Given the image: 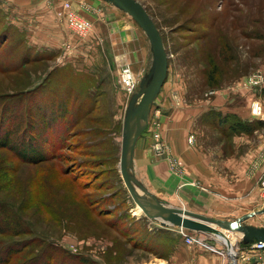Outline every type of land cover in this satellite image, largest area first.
Here are the masks:
<instances>
[{"label":"rangeland","instance_id":"rangeland-1","mask_svg":"<svg viewBox=\"0 0 264 264\" xmlns=\"http://www.w3.org/2000/svg\"><path fill=\"white\" fill-rule=\"evenodd\" d=\"M66 1L80 18L92 23L88 32L78 33L67 27L59 14ZM137 1L160 30L169 57L167 79L149 111L148 126L153 134L157 130L155 120L161 123L159 149L153 140L151 151L161 156L168 146L170 157H177L162 137L164 107L160 103L164 104V97L190 109L188 141L213 162L214 148L222 146L226 153L236 151L233 137L247 136L249 141L258 142L262 137L257 134L262 132L264 136V83L242 87L245 79L264 70V0ZM80 5L78 12L70 0H0V118H8L4 123L7 128L15 130L16 125L13 140L19 145L24 137L22 148H28V140L35 139V144L38 140L30 157L42 155L41 147H46L42 136L57 146L65 142L64 148L55 149L56 160L40 164L24 163L9 149H0V202L12 205L17 218L30 230L17 237L11 230L16 226L11 225L9 233H0V251L16 242H28L8 264H22L44 251L50 253L55 246L74 256L87 257L86 264H92L91 260L96 264L158 263L161 260L156 258L167 255L162 234L169 235L171 242V234L173 238L176 233L182 235L167 229L161 219L145 214L120 173L125 119L133 94L150 79L154 66L152 43L133 16L113 2L89 0ZM65 39L68 46H62ZM124 68L132 74V90L123 85ZM242 92L250 98L253 116L246 122L259 123L252 133L217 122L210 109L197 115L199 105L205 101ZM54 98L69 104L64 118L57 112L53 114L55 109L48 100ZM158 98L160 103L156 104ZM257 104L262 106L260 115L253 112ZM157 109H161L159 117ZM64 119L66 124L62 123ZM230 120L240 122L235 117ZM249 146L255 144H240L239 151ZM179 160L184 168V161ZM168 166L171 172L169 160ZM255 167L251 166L248 173L252 174ZM221 173L231 176L226 169ZM263 180L264 175L251 189L257 188V193L250 196L248 191L235 198H242L234 203L240 205L235 217L264 207ZM194 183L203 186L199 181ZM137 189L145 194L140 186ZM260 190L263 202L260 195L257 200ZM109 210L113 211L107 214ZM263 214H255L242 224L258 226L263 223ZM118 215H123L125 222L112 225L108 218L114 221ZM129 223L138 227L139 234L153 248L133 246L120 231ZM227 234L237 261L246 264L239 260L237 248L253 250L254 241L247 240L240 231L229 229ZM59 261L60 255L51 264Z\"/></svg>","mask_w":264,"mask_h":264},{"label":"crops","instance_id":"crops-1","mask_svg":"<svg viewBox=\"0 0 264 264\" xmlns=\"http://www.w3.org/2000/svg\"><path fill=\"white\" fill-rule=\"evenodd\" d=\"M70 1L78 12L81 8L80 4L89 2V0ZM68 44L70 43L66 42L65 39L62 46H68ZM60 53L64 52L60 50ZM247 98L249 96L242 92L239 96L230 94L224 99L218 98L215 101H205V104L199 105L201 110L197 112V115L200 117L202 113L210 109L208 110L209 112L216 113L212 118H217V122H219V117L228 115L239 118L241 122L251 121L253 116L251 115L250 103ZM163 101L164 104L159 102V98L156 101V104L160 103L164 107L156 106L163 109L162 137L165 142L167 141V144L171 145L177 157L184 161L185 172L180 176L171 173L168 166V155L162 154L158 156L151 151V142H153L154 137L151 127L148 126L135 145L131 166L133 177L149 195L157 197L168 206L187 208L193 212L225 221H231L230 218L234 220L244 215L245 213L235 217L236 209L240 205L234 203L242 200V198H235L245 196L248 191L250 196L258 192L257 188L252 191L251 189L254 188L253 186H258L260 179L264 175V136L260 134L262 132L257 134L258 138L262 137L258 142L249 141L250 138L247 136L233 137L232 140L237 144L234 153H226L222 146L214 148L216 161L213 162L207 157L206 153L198 150L195 145H191L188 141L191 115L187 112L190 109L184 108L185 106H176L173 98L166 99L164 97ZM199 108L197 107V110ZM218 110L223 111L226 115L221 116ZM199 135L202 137L201 134ZM200 137L198 136V138ZM244 143L255 144V147L249 146L240 152L239 149L241 147L239 145ZM230 154L232 155L230 156ZM251 166L256 167L252 170V174H249L248 171ZM225 169L231 173V176L225 177L221 173ZM194 181H199L203 186L195 185ZM223 195L227 198L220 197ZM259 195L263 202L261 190L257 195L258 201H260ZM146 196L150 197L147 194ZM262 221L263 223L258 224V226H264V214ZM223 228L220 227L219 229L227 233V229ZM167 229L180 232L179 227L176 226H168ZM171 235L172 242L169 235L165 236L162 234L161 237L163 248L167 255H162L161 258L158 257L156 259H160L164 264H232L230 254L222 256L203 250L198 246H189L185 243L183 236L181 238L176 233L175 238H173L174 235ZM218 237L222 241V237ZM145 245L147 249L153 248L152 245ZM220 246L223 247L221 244ZM144 247L142 246V248ZM237 249L239 260H243V256L255 257L256 255L252 250ZM257 257H262L263 259L264 252H260ZM246 264H264V260L253 259L252 261L251 259Z\"/></svg>","mask_w":264,"mask_h":264},{"label":"water","instance_id":"water-1","mask_svg":"<svg viewBox=\"0 0 264 264\" xmlns=\"http://www.w3.org/2000/svg\"><path fill=\"white\" fill-rule=\"evenodd\" d=\"M109 1L133 16L148 35L154 52V66L150 79L146 84L143 83L138 92L133 94L124 124L120 155V173L129 193L135 202L143 208L145 214L152 218L161 219L165 226L184 227L193 231L209 233H217V227H226L232 231L242 232L249 241H264V226L259 227L242 224L255 214L264 213V207L240 217L235 222H230L199 214L182 207L168 206L157 197L149 195L146 190H144L145 194H142L137 189V186L141 188L142 186L131 173L133 153L138 138L148 127L150 108L167 79L169 57L160 30L140 2L137 0ZM146 194L150 197H147ZM225 244L230 251L233 247L232 243L226 242ZM233 264H238L235 257Z\"/></svg>","mask_w":264,"mask_h":264},{"label":"trees","instance_id":"trees-1","mask_svg":"<svg viewBox=\"0 0 264 264\" xmlns=\"http://www.w3.org/2000/svg\"><path fill=\"white\" fill-rule=\"evenodd\" d=\"M2 43V42H1ZM0 43V44H1ZM28 60L24 61V64L22 63V66L26 65ZM52 107H54L53 114L57 112L59 117H65L68 113V105L63 104V100L61 98H54L52 100H48ZM64 107V108H60ZM4 108L2 107V111ZM213 116L216 114L215 112H211ZM210 113V114H211ZM8 117V115H6ZM210 116V115H209ZM207 116V117H209ZM4 115L0 118V149H9L14 153V155L22 162L24 163H32V164H40L42 162L56 160V148L62 149L65 147V142L62 140L59 142V145L57 146L56 142H51V140L43 136L41 137L44 140V145L46 144V147L42 148V155L40 157H30V151L33 148H36L38 146V140L37 144L35 139L28 140V148H22L25 142V138H23L22 142L17 145L16 142H14V135L16 131V125L13 127L7 128L5 126V121H8V118H3ZM234 120V117L232 116H224L219 117V122H225V124L233 130H241L246 133H252L254 129L259 125V123H250V122H238L232 123ZM5 119V120H4ZM65 121V122H64ZM62 123L66 124V120L64 119ZM27 124V123H26ZM60 124V123H58ZM57 124V125H58ZM64 124V125H65ZM56 125V126H57ZM28 127L31 126L30 123L27 125ZM56 131L59 129L56 127ZM101 165V163H100ZM99 200V198H97ZM101 201V200H99ZM100 203V202H99ZM113 210H109L107 214H110ZM105 215V214H104ZM18 215L15 214V210L12 208V205L6 203V202H0V233H9L8 228L11 229V225H15L16 229H11L13 232L12 234H15V236L20 237L25 234H29L30 230H26V226L20 222V220L17 218ZM123 215H118L117 218L112 221L111 218H108V221L112 222V225H116L117 223H123L125 222L123 219ZM134 224L129 223L127 226H123V228H120V231H123V233L127 236L128 239L132 242L134 247H137L138 245L143 246L144 244H147V240L144 239V237L139 234V229L136 226H133ZM143 241V242H142ZM28 242H16L15 244H10L6 248H4L2 251H0V264H8L11 259H14L15 256L22 253V249L26 247ZM46 250V249H44ZM50 253L45 254L44 252L42 254L36 255L32 258H27L24 260L22 264H51L52 261H55L57 256L60 255V261L58 264H69V261H75L76 259L79 261V264H86L87 263V257H84L83 255L74 256L73 254L69 253L65 248L62 249L61 247L55 246L53 249H50ZM32 255V254H31ZM42 257V258H41ZM92 264H96L93 260H91ZM89 264V262H88Z\"/></svg>","mask_w":264,"mask_h":264},{"label":"built area","instance_id":"built-area-1","mask_svg":"<svg viewBox=\"0 0 264 264\" xmlns=\"http://www.w3.org/2000/svg\"><path fill=\"white\" fill-rule=\"evenodd\" d=\"M60 15H62L65 18V22L67 24V27L71 30H74L78 33H85L88 32L92 28V23L89 20H85L79 17V15L71 9V5L68 1L64 4V10L59 12ZM122 81L123 85L128 89L132 90L133 88V79H132V74L130 72L129 68H124L122 72ZM264 83V70H260V72L254 73L251 75L248 79H245L243 81V87L242 88H250L252 86H258L260 84ZM161 112V109L156 110V114L159 117V114ZM253 112L257 115H260L262 113V106L260 104H257L253 108ZM160 126L161 123L159 119L155 120L154 122V127L157 129L154 134V141H155V148L159 149V139L161 137L160 133ZM164 146V145H163ZM169 151V152H168ZM170 148L168 149V146H166L165 151L163 154L168 155V160H169V165H170V170L176 175H182L184 172L183 164L181 163L182 161L179 160L176 156L170 157ZM264 192V180L262 182V188ZM180 233L184 238V241L186 244L189 246H198L204 250H207L209 252L218 254V255H229V250L227 248V245L223 244L218 237L214 236L211 233L207 232H200V231H191L187 230L183 227H180ZM222 242V244H221ZM220 244L223 246L221 247ZM252 248L253 252H255L256 259L261 260V258H258L257 255L260 252H264V241H254L252 243ZM237 256V252L235 255V258ZM234 257H232V260ZM243 260L246 262H249L252 259V256H243ZM264 259V258H263ZM262 259V260H263ZM237 260V259H236ZM261 260V261H262ZM237 263H239L237 261ZM233 264V262H232Z\"/></svg>","mask_w":264,"mask_h":264},{"label":"bare ground","instance_id":"bare-ground-1","mask_svg":"<svg viewBox=\"0 0 264 264\" xmlns=\"http://www.w3.org/2000/svg\"><path fill=\"white\" fill-rule=\"evenodd\" d=\"M138 205V204H137ZM139 207H141V206H139ZM142 208V207H141ZM142 210H143V208H142ZM143 212L145 213V211L143 210ZM209 229V228H208ZM217 229H218V231H217V233H211V234H213L214 236H216V237H218V236H220V237H222V242H224V244L226 243V242H231L232 243V245H233V242H232V240L229 238V235L227 234V233H224L221 229H219L218 227H217ZM223 229H227V230H229V228H226V227H224ZM219 238V237H218ZM226 245V244H225ZM229 254H230V256H231V258L232 257H235V255H236V250H235V247L233 246L232 247V249L229 251ZM154 264H164L163 263V261H159L158 263H154Z\"/></svg>","mask_w":264,"mask_h":264}]
</instances>
